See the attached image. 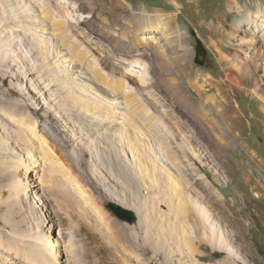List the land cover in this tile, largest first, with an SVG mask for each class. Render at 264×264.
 Here are the masks:
<instances>
[{
    "label": "rangeland",
    "instance_id": "obj_1",
    "mask_svg": "<svg viewBox=\"0 0 264 264\" xmlns=\"http://www.w3.org/2000/svg\"><path fill=\"white\" fill-rule=\"evenodd\" d=\"M225 1L0 0V242L26 249L1 246L0 264H264V62L232 36L234 16L219 13L210 27ZM29 8L37 30L22 17ZM247 15L241 27L250 30V17L264 26ZM32 74L63 112L56 140L42 127L50 110L29 89ZM102 118L115 120L106 129ZM109 201L133 210L137 224L118 221ZM199 208L233 257L208 239ZM42 221L56 237L50 255Z\"/></svg>",
    "mask_w": 264,
    "mask_h": 264
},
{
    "label": "bare ground",
    "instance_id": "obj_2",
    "mask_svg": "<svg viewBox=\"0 0 264 264\" xmlns=\"http://www.w3.org/2000/svg\"><path fill=\"white\" fill-rule=\"evenodd\" d=\"M171 1H174V2H176L177 0H171ZM186 1H189V2H192V3H194L196 6H197V8H200V2H202V0H186ZM256 0H226L225 1V3H224V5H222L221 6V8L223 9L222 11H220V12H216L215 14L216 15H214L213 16V19H212V22H211V25L213 26H210L211 28H214L215 27V22H216V20L217 19H219V13H224V15L225 16H229V15H232V16H234V18H235V22L231 25V34H232V36L233 37H239L240 38V44H244V46H246L247 48H252L253 49V51H254V56H255V59L256 60H258V59H261V60H263V62H264V42L262 41L263 39H262V37H263V33H264V26L261 24V23H257V22H254V20H250V18L248 19V23L250 22L252 25H250V30H248V29H245V28H247V27H245V28H243V26L241 27V23H240V20L241 19H246V18H248V15L247 14H249V13H254L255 14V18H257V17H259V18H261V17H264V5L262 6V3H256L255 2ZM260 2H264V0H259ZM173 2V3H174ZM258 2V1H257ZM264 4V3H263ZM173 5V4H172ZM174 6V5H173ZM177 8V7H176ZM178 9V8H177ZM202 11V10H201ZM201 11H200V9L199 10H197V12H198V15L200 16L201 15ZM205 12V11H204ZM43 14V13H42ZM209 16V15H208ZM221 16V15H220ZM249 16H251V15H249ZM22 17H23V19L25 20V22L26 21H28L31 25H33V30L35 29V30H37V27H38V25L40 24V21H39V17L37 16V15H35L33 12H32V10H30V8H29V10L26 12V14L25 15H22ZM201 17V16H200ZM223 17V16H222ZM230 17V16H229ZM240 19V20H239ZM249 23V24H250ZM153 26V25H152ZM247 26H249V25H247ZM157 27V26H156ZM209 27V28H210ZM157 30H159V28H157ZM156 30V31H157ZM219 31V30H218ZM216 33V32H215ZM54 34V33H53ZM51 35H52V33H51ZM60 36V35H59ZM259 37V38H258ZM262 39V40H261ZM30 45H31V48H30V55H31V59H33V62L35 63V62H37V61H39L41 58V56H40V54H39V51H38V47H37V49L34 47V45H33V40L30 42ZM62 50V49H61ZM65 51V50H64ZM67 54V53H66ZM56 56H58V54H56ZM60 58V57H59ZM57 59V58H56ZM62 59H65V58H62ZM61 59V64H62V66H64V67H66V68H68V70H70V71H72V78L73 79H78V80H82L83 81V78H85V77H83V75H85L84 74V72H82L81 70V72L80 71H76L75 69H72L73 67L71 66H69V67H67V62H66V59H65V61L64 60H62ZM74 59V58H73ZM69 60H70V58H69ZM68 60V61H69ZM71 62V61H70ZM256 62V61H255ZM254 62V63H255ZM52 63H54V62H52ZM58 64H60V63H58ZM60 64V65H61ZM59 67V66H58ZM44 68V67H43ZM55 68V67H54ZM61 68V67H60ZM74 68H76V67H74ZM57 69H59V68H57ZM62 69V68H61ZM64 70H65V68H63ZM77 69H79V68H77ZM253 69L258 73L259 72V70H260V67L258 66V64H253ZM49 70H51V69H49ZM64 70H62V71H64ZM62 71H60V72H62ZM32 72H34L33 70H32ZM52 72V71H51ZM58 73H59V71H57ZM65 72V71H64ZM2 74H1V78L5 75V73H6V69L4 70V72H1ZM63 73V72H62ZM66 73V72H65ZM138 73V72H137ZM35 74V73H34ZM34 74H32V77L34 78L33 79V82L31 81V87L29 88V89H31V91L33 92V94H34V96L38 99V98H41V99H43L44 100V102H45V104L47 103V102H49L48 103V105H45L44 103H43V105L45 106V110H50V112L49 113H44V115L43 114H41V116L43 117V121H44V123H45V125H43L42 127L46 130V132L51 136V138L52 139H54V140H56V131L57 130H60L61 132H63V133H66L62 128H61V123H63L62 122V120L60 119V117L63 115L62 113L63 112H61L60 111V109L58 110V105L56 104V100H53V99H51V96H50V94L48 93V91L46 92L45 91V89L43 88V86H42V82L41 83H39L38 82V80H37V78H36V76L37 75H34ZM61 74V73H60ZM25 75V74H24ZM67 75V74H66ZM70 76V75H69ZM4 78V77H3ZM22 78V77H21ZM59 79V78H58ZM2 81H1V84H0V90H3L4 88V86H5V83H4V80L3 79H1ZM25 80V82H26V79H24ZM64 80H66V79H64ZM64 80H62L63 82H64ZM60 81V80H59ZM87 81V80H86ZM70 82H71V80H70ZM47 83V82H46ZM67 83V82H66ZM72 83V82H71ZM84 83V82H83ZM36 85L37 86V89L38 90H36V89H32V88H34V85ZM67 84H69V83H67ZM86 84H88V83H86ZM73 85V84H72ZM76 85V84H75ZM121 85V84H120ZM124 85V84H123ZM130 85V84H129ZM65 86V85H64ZM74 86V85H73ZM82 86V85H81ZM122 86V85H121ZM120 86V87H121ZM68 87V86H67ZM75 87V86H74ZM77 87V86H76ZM126 87V86H125ZM61 88V87H60ZM109 88V87H108ZM69 89V88H68ZM130 89H132V88H130ZM135 89V88H134ZM5 90V89H4ZM62 90V89H61ZM72 90V89H71ZM90 90V89H89ZM137 90V89H136ZM76 91V90H75ZM52 92V91H51ZM130 92H132V91H130ZM135 92V91H134ZM133 92V93H134ZM76 93H77V91H76ZM81 93V92H80ZM132 93V94H133ZM52 94V93H51ZM54 94V93H53ZM52 94V95H53ZM71 94V93H70ZM127 94V93H126ZM82 95V94H81ZM86 95V94H85ZM64 96V95H63ZM67 96V95H66ZM142 96V95H141ZM68 97H70V96H68ZM98 98V97H97ZM115 98V97H114ZM114 98H113V100H114ZM142 98V97H141ZM56 99V98H55ZM88 99V98H87ZM91 99V98H90ZM111 99V98H110ZM143 99V98H142ZM70 100V99H69ZM100 100V99H99ZM116 100V99H115ZM117 100H118V98H117ZM141 100V99H140ZM121 101V100H120ZM119 102V101H118ZM131 102V101H130ZM70 104H71V102H69ZM99 103H101V101L99 102ZM103 103V102H102ZM105 103V102H104ZM108 103V102H107ZM77 104V103H76ZM106 104V103H105ZM109 104V103H108ZM113 104V103H112ZM122 104V103H121ZM65 105V104H64ZM75 105V104H74ZM92 105V104H91ZM90 105V106H91ZM95 105V104H94ZM99 105V104H98ZM107 105V104H106ZM126 105H128V103L126 104ZM112 106V105H111ZM121 106V105H120ZM88 107V106H87ZM53 108H54V111H53ZM89 108V107H88ZM93 108H94V106H93ZM118 109H119V106L117 107ZM122 108V107H121ZM139 108V107H138ZM84 109V108H83ZM92 109V108H91ZM100 109V108H99ZM108 110H109V108H107ZM226 109L227 110H229L230 111V105H227V107H226ZM77 110V109H76ZM79 110V109H78ZM82 110V109H81ZM134 110V109H133ZM147 110V109H146ZM70 111V110H69ZM88 111V110H87ZM48 112V111H47ZM123 112V111H122ZM130 112V111H129ZM108 113V112H107ZM62 114V115H61ZM86 114H89V113H87L86 112ZM92 114V113H91ZM136 114V113H135ZM77 115V114H76ZM83 115V114H82ZM94 115V114H93ZM99 115V114H98ZM102 115H104V114H102ZM133 115V114H132ZM147 115V114H146ZM97 116V115H96ZM109 116V115H108ZM80 117H81V115H80ZM106 117V116H105ZM114 117V116H113ZM117 117V116H116ZM129 117V116H128ZM141 117V116H140ZM139 117V118H140ZM88 118V117H87ZM103 118H104V116H103ZM102 118V119H103ZM118 118V117H117ZM121 118V117H120ZM101 119V120H102ZM144 119H146V118H144ZM96 120V119H95ZM98 120H99V118H98ZM108 120V119H107ZM114 120L115 119H112V120H108V121H106V120H102V121H105V124H104V126L106 127V129L107 128H110V126H111V124L114 122ZM121 120V119H120ZM119 120V121H120ZM126 120V119H125ZM148 120V119H147ZM117 121V120H116ZM128 121V120H127ZM68 122V121H67ZM93 122V121H92ZM99 122V121H98ZM143 122H144V120H143ZM101 123V122H100ZM117 123H119V122H117ZM64 124H66V123H64ZM93 124H95L94 122H93ZM102 124V123H101ZM67 125V124H66ZM79 125V124H78ZM82 125V124H81ZM97 125V124H96ZM95 125V126H96ZM93 126V125H92ZM99 127H100V125H98ZM114 126H115V124H114ZM124 126V125H123ZM142 126V125H141ZM144 126H146V124L144 125ZM63 127H67V126H63ZM87 127V126H86ZM119 127H122V126H120L119 125ZM140 127V126H139ZM79 128V127H78ZM103 127H100V129H102ZM113 128V127H112ZM123 128V127H122ZM141 128V127H140ZM57 129V130H56ZM119 129V128H118ZM131 129H132V127H131ZM69 130V129H68ZM103 130V129H102ZM120 130V129H119ZM144 130V129H143ZM164 130V129H163ZM83 131H86V130H83ZM98 131V130H97ZM100 131V130H99ZM107 131V130H106ZM117 131V130H116ZM122 131V130H121ZM139 131H140V129H139ZM142 131V130H141ZM140 131V132H141ZM147 131H149V130H147ZM102 132V131H101ZM111 132V131H110ZM144 132V131H143ZM151 132V131H150ZM229 132V131H228ZM87 133V132H86ZM105 133V132H104ZM145 133V132H144ZM83 134V133H82ZM114 134V133H113ZM62 135V134H61ZM112 135V134H111ZM155 135V134H154ZM153 135V136H154ZM5 136H7L6 138H8V139H12L11 137H10V135H8L6 132H5ZM101 136H104V135H101ZM110 136V135H109ZM117 136V135H116ZM146 136V135H145ZM58 137H59V135H58ZM112 137V136H111ZM104 138V137H103ZM110 138V137H109ZM116 138V137H115ZM114 138V139H115ZM118 138H120L119 139V141L121 140V138H123V137H121V136H119L118 135ZM147 138V137H146ZM63 139V138H62ZM94 139V138H93ZM100 139V138H99ZM117 139V138H116ZM156 139V138H155ZM7 140V139H6ZM58 140V139H57ZM106 140V139H105ZM60 141V140H59ZM103 141V140H102ZM102 141H101V143H102ZM106 141H108V140H106ZM123 141H124V139H123ZM6 142V141H5ZM79 142V141H78ZM99 142V141H98ZM111 141H109V143H110ZM122 142V141H121ZM126 142V141H125ZM103 143H105V144H108L107 142H104L103 141ZM116 143H120V142H116ZM124 143V142H123ZM122 143V144H123ZM128 143V142H127ZM50 144V143H49ZM72 144V143H71ZM34 145V144H33ZM51 145V144H50ZM53 145V144H52ZM100 145V144H99ZM120 145V144H119ZM124 145V144H123ZM66 146V145H65ZM112 146H114V145H111V147ZM116 146V145H115ZM121 146V145H120ZM127 146V145H126ZM144 146V145H143ZM130 145L128 144V146L127 147H125V152H127V155H128V159H129V162H130V164L132 165L131 167H137V166H140V162H138L139 161V159H138V161H137V156L135 157L134 156V152H133V150L132 149H130ZM145 147V146H144ZM55 148H56V146H55ZM101 148H103V151H105V152H108V148H110V147H106L107 149H105L104 150V145H101ZM118 148H120V147H118ZM124 148V147H123ZM18 150L19 151V153H23V150H22V148L20 147V146H18V144H17V147L15 146V150ZM143 149V148H142ZM36 150V149H35ZM66 150V149H65ZM64 150V151H65ZM130 150H132V151H130ZM153 150V149H152ZM102 151V150H101ZM148 151V150H147ZM34 150L32 151V153H30V155L31 156H33V154H34ZM110 152V151H109ZM109 152H108V154H109ZM125 152H123V150L121 149L120 150V152L119 153H122V154H124ZM152 152V151H151ZM10 153V152H9ZM80 153V152H79ZM134 153V154H133ZM83 154V153H82ZM10 155H11V153H10ZM35 155V154H34ZM59 155V154H58ZM125 155V154H124ZM60 156H62V155H60ZM68 156H70V155H68ZM108 156V155H107ZM106 156V157H107ZM34 157V156H33ZM126 157V156H125ZM141 157V156H140ZM13 158V157H12ZM15 158V157H14ZM19 158V157H18ZM127 158V157H126ZM145 158V157H144ZM155 158V157H154ZM36 160V159H35ZM34 160V161H35ZM67 160V159H66ZM152 160V159H151ZM19 161V160H18ZM65 161V160H64ZM69 161V160H68ZM127 161V160H126ZM138 163H137V162ZM142 161V160H141ZM2 163V162H1ZM15 163V162H14ZM143 163V162H142ZM150 163V162H149ZM139 164V165H138ZM154 164V163H153ZM152 165V164H151ZM130 166V165H129ZM144 167V166H143ZM138 168V167H137ZM140 168V167H139ZM31 170V169H30ZM30 170L29 171H27V173L28 172H30ZM157 170V169H156ZM140 171V170H139ZM144 171V170H143ZM5 174V173H4ZM135 174V173H134ZM137 175V174H136ZM25 176H28V174L27 175H25ZM142 176V175H141ZM149 177V176H148ZM115 180V179H114ZM147 180V179H146ZM154 182V181H153ZM116 183V182H115ZM171 183H176L175 182V180H172L171 181ZM18 187H25L26 186V184H25V182L24 181H22L21 179H18L17 180V182L15 183ZM164 186V185H163ZM21 190V189H20ZM54 195V194H53ZM54 198H53V196H51V197H49L46 201L48 202V201H55V200H53ZM56 199V198H55ZM115 200V198L114 197H110L109 196V199L108 200ZM58 202V201H57ZM110 202V201H109ZM115 202V201H114ZM56 203V202H55ZM116 203V202H115ZM37 210H41V211H43L44 210V208H37ZM133 211V210H132ZM138 212V211H137ZM162 212V211H161ZM139 213V212H138ZM165 213V212H164ZM157 214V213H156ZM141 216V215H140ZM198 216L200 217V218H202V219H204L205 220V222L203 223V228H204V232H205V234L207 233L208 235H209V237H208V239L210 238L211 239V241L213 242L212 244H214L215 245V248H216V250L218 251V252H220V253H223V254H225V257H233L234 256V252H233V250L229 247V245L227 244V242H226V238H225V234H224V232H222L218 227H217V225H215L214 224V222L213 221H211L210 219H209V215L207 214V212L206 211H204L203 209H201V208H199L198 209ZM165 217V216H164ZM197 219V218H196ZM142 220V219H141ZM1 222L3 223V225H5V226H7V225H10L11 224V220H10V218L9 217H7V216H4L2 219H1ZM143 226H144V224H143ZM139 227V226H138ZM42 228L44 229H46V228H49V231L47 232L49 235H45V237H43L44 239H45V241L43 242L42 241V243H41V241H40V246H44V247H46L47 246V248H49L50 250L48 251V253L49 252H52L53 250H54V247H55V244H54V242H53V240H54V238H56L55 237V234H54V229H53V227L51 226V224L49 223V222H47V221H42V222H40V225L38 226V231H39V235H40V239H43L42 238ZM146 228H148V227H146ZM141 230V229H140ZM143 232V231H142ZM185 232V231H184ZM39 237V236H38ZM12 239V238H11ZM46 239H47V241H46ZM17 241H15V238L13 239V240H11L10 241V244H8L7 245V243L6 242H0V247L1 246H5V248H6V250H5V253L8 255V254H10V251H16V252H18V253H22V250H26L24 247H19V244H18V239H16ZM19 240H22V239H19ZM25 242V241H24ZM39 242V241H38ZM37 242V243H38ZM26 243V242H25ZM36 245V244H35ZM26 246V245H25ZM28 246V245H27ZM37 247V246H36ZM31 248H32V246H31ZM46 249V248H45ZM37 250H38V247H37V249L34 251V249H29V252H31V253H33L34 254V252L37 254ZM14 252H12V253H14ZM15 252V253H16ZM40 252V251H39ZM30 254V253H29ZM51 253H49L48 255H50ZM17 255V254H16ZM27 255V254H26ZM35 255V254H34ZM33 255V256H34ZM15 256V255H14ZM236 256V255H235ZM17 257H20L21 258V260H20V263H22L23 261H25L26 260V256L25 255H17ZM17 257H15V259H17ZM30 258V257H29ZM29 258H28V260H29ZM32 258V257H31ZM57 258V257H56Z\"/></svg>",
    "mask_w": 264,
    "mask_h": 264
},
{
    "label": "water",
    "instance_id": "obj_3",
    "mask_svg": "<svg viewBox=\"0 0 264 264\" xmlns=\"http://www.w3.org/2000/svg\"><path fill=\"white\" fill-rule=\"evenodd\" d=\"M203 56L204 55L198 54L195 58V63L201 65ZM106 209L120 222H123L127 225L137 224L138 216L130 209H126L114 202H109L106 206Z\"/></svg>",
    "mask_w": 264,
    "mask_h": 264
}]
</instances>
